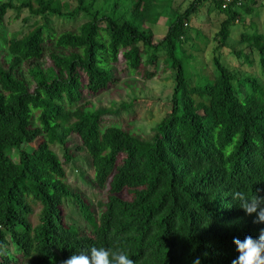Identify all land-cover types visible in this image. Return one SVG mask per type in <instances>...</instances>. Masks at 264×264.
Returning <instances> with one entry per match:
<instances>
[{"label":"trees","instance_id":"obj_1","mask_svg":"<svg viewBox=\"0 0 264 264\" xmlns=\"http://www.w3.org/2000/svg\"><path fill=\"white\" fill-rule=\"evenodd\" d=\"M255 4L191 0L154 41L144 26L159 17L160 0L0 3V31L13 8L42 18L21 35L3 30L0 37V264H63L92 246L121 249L136 264H192L197 257L232 264L239 255L233 239L258 238L264 222L254 223L256 214L232 194L264 197V85L239 77L237 85L248 88L240 98L237 75L215 53L217 76L188 86L176 55L202 7L225 13L217 51L229 26ZM81 13L87 18L74 29L50 26L49 16L72 20ZM241 39L258 50L264 71V34ZM120 56L144 79L157 74L148 66L161 56L173 70L171 107L149 140L111 122L114 111L93 108L95 95L116 82ZM52 144L62 147L61 157ZM78 149L88 155L95 185L107 187L97 216L67 180L65 165ZM66 199L88 224L67 218Z\"/></svg>","mask_w":264,"mask_h":264},{"label":"rangeland","instance_id":"obj_2","mask_svg":"<svg viewBox=\"0 0 264 264\" xmlns=\"http://www.w3.org/2000/svg\"><path fill=\"white\" fill-rule=\"evenodd\" d=\"M3 1H11L17 5L25 0H0V3ZM99 1L101 0H96L97 4ZM160 1L159 17L155 22L146 23L144 26L151 28L154 41L162 38L170 20L177 12L182 11L191 0ZM206 8L207 6L202 7L190 17V27L185 33V39L181 38L182 43L176 50V55L181 58L186 69L188 86L202 84L217 76V70L212 60L213 54L216 53L223 64L230 67L237 75L234 83L239 97L242 98L248 88H245L246 83L237 85L239 77L252 75L264 85V71L261 69L258 60L259 52L255 47L249 46V41L241 39L243 34L253 35L256 32L264 34V0H256L254 10L251 13L243 12L241 21L229 26L230 33L226 46L217 51L216 32L219 30L220 21L224 19L225 13L216 9L207 11ZM86 18L84 13L72 20L49 16L50 26L58 31L74 29ZM36 20L42 23V18H33L27 9L18 12L17 9L13 8L7 12L3 30L8 36L11 34L21 35L32 27ZM3 30L0 31V37ZM148 67L157 70V74L152 78L144 79L137 74H131V69L127 68L120 56L116 66L112 69L117 79L116 82L110 84L107 89L100 91L92 100L93 108L103 106L114 111L109 114L111 122H117L115 124L127 128L133 135L144 140H149L152 128L171 107L170 98L174 85L173 70L169 62L164 61L163 56L159 58V63L156 66L150 64ZM241 87L245 88L246 91ZM70 139L71 147H77L79 144L77 136L71 134ZM51 147L61 157L62 147L58 144H52ZM15 151L12 149L11 153ZM75 153L76 161L72 160L65 165L68 183L72 188L81 192L86 200L92 204L97 216L98 202L105 199L107 187L102 189L93 182V168L89 164L86 152L78 149ZM63 206L67 218L71 217L74 223L83 226L89 223V221L80 218L79 211L72 202L66 199Z\"/></svg>","mask_w":264,"mask_h":264},{"label":"clouds","instance_id":"obj_3","mask_svg":"<svg viewBox=\"0 0 264 264\" xmlns=\"http://www.w3.org/2000/svg\"><path fill=\"white\" fill-rule=\"evenodd\" d=\"M232 198L239 201V207L247 214H256L254 223L264 222V197H249L243 191H235ZM233 243L239 255L232 264H264V229L258 238L247 235L243 239L234 238ZM63 264H136V261L121 249L92 246L87 252L73 253ZM192 264H201V261L197 257Z\"/></svg>","mask_w":264,"mask_h":264},{"label":"built area","instance_id":"obj_4","mask_svg":"<svg viewBox=\"0 0 264 264\" xmlns=\"http://www.w3.org/2000/svg\"><path fill=\"white\" fill-rule=\"evenodd\" d=\"M219 3H221V6L224 8L226 7L229 3H235L237 5H240L242 3V0H216Z\"/></svg>","mask_w":264,"mask_h":264}]
</instances>
